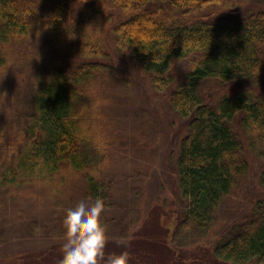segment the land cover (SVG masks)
<instances>
[{"label":"trees","instance_id":"16d2710c","mask_svg":"<svg viewBox=\"0 0 264 264\" xmlns=\"http://www.w3.org/2000/svg\"><path fill=\"white\" fill-rule=\"evenodd\" d=\"M122 59L180 118L169 188L156 174L160 108L141 105L124 121L108 112L126 103L114 93L124 88ZM23 73L30 113L15 118L6 81ZM259 160L264 0H0V244L19 226L26 239L67 238V213L87 194L104 200L114 252L132 261L264 264ZM254 168L261 197L228 221L214 253L198 247L227 223L228 201ZM148 184L179 194L173 231L150 208ZM17 252L0 264L60 260Z\"/></svg>","mask_w":264,"mask_h":264},{"label":"rangeland","instance_id":"374dc122","mask_svg":"<svg viewBox=\"0 0 264 264\" xmlns=\"http://www.w3.org/2000/svg\"><path fill=\"white\" fill-rule=\"evenodd\" d=\"M120 63H122L124 67L123 75L121 76L124 79V88L118 91H116L115 88L114 93L120 97L119 99L121 101L126 100V103L123 105L117 104L114 109L111 110L110 108L108 112L112 116L118 115V118L124 121V116L127 115L128 117V113L132 109H138V107H140L141 105L145 106L147 104H151L154 107L156 106L160 108L159 112L161 114V120H165L166 125L163 124L162 126L165 131L158 143L159 157L156 165V174L158 178L163 176V179L169 188L171 182L168 173L171 171V169L168 167V164L170 165L168 157L173 145L174 148H176L175 150L178 149V132L181 124L180 118L174 112H172L166 100L162 99L161 95H159L154 90L148 76L144 72L136 67L133 68L134 65L127 60L122 59ZM121 67L122 66L120 65V68ZM19 80L21 81V83L19 82ZM117 81L119 82V80ZM29 83L30 80L28 79V76L25 75V73H23V76H21V74L15 75L11 82L6 81V84L9 85L11 91L16 96L15 102L17 109L12 114L13 116H15V118H18L23 113H30V107L28 106L30 101L28 97ZM212 87L213 85L207 86V88ZM161 104L162 107H160ZM158 108L156 109L158 110ZM257 162H259L260 164L262 163L261 165L264 164V162L260 160ZM164 170L166 171L163 173ZM171 175H173V179H176V176L174 174L171 173ZM257 176H259V173H257L254 168L251 174L242 181L238 191H236L228 201L230 205V207L228 208L230 210H228L227 214V223L226 220L223 221L220 224L219 229L215 230V232L213 233L214 235L210 236L198 247L208 250L211 254L214 253L216 240H219L223 235L224 231L226 230V226L228 225V221H231L230 223H233L235 222V220L239 219L241 215L243 216L247 214L250 206H252L253 204V201L256 198L261 197L262 195L260 194V187L255 188V184L253 183V181L257 179ZM173 185L176 186L175 183H173ZM158 189L159 188L155 187L154 184L152 185V188H149L150 208L153 209L155 208V206L161 208L160 210L164 212L161 217L162 224H166V226H164L165 229H167L168 227L171 232L175 229V225L177 223V220L175 219H177V217L180 215V212L182 213L184 206L180 204L178 193L174 195V193L171 194L169 192V189ZM78 200L79 199H75V202ZM21 201L23 203L31 202L30 200L22 198ZM219 231L220 233H218ZM134 236L135 235H131L130 238ZM23 237L24 234L22 227L19 226L18 228H12L11 231L8 232V235L4 237V241L0 244V258H6V256H10L14 252L18 253L17 251H20L22 257L25 256L27 259L32 258V252H34L35 254L37 251L44 252L46 250V253L50 256V258L53 259L61 258L64 254V243L67 238L36 237L33 239H26ZM10 239L12 240L8 242V240ZM168 239H170V236ZM115 248L112 242L109 241L107 251L114 252ZM125 250V248H122V251ZM144 261L148 262V264L153 263L148 258H139L138 261L130 260V264H145ZM212 263L213 262H209L208 264Z\"/></svg>","mask_w":264,"mask_h":264},{"label":"clouds","instance_id":"9594fccd","mask_svg":"<svg viewBox=\"0 0 264 264\" xmlns=\"http://www.w3.org/2000/svg\"><path fill=\"white\" fill-rule=\"evenodd\" d=\"M106 209L100 197L83 195L67 213L68 237L58 264H130L128 251H107L108 227L102 216Z\"/></svg>","mask_w":264,"mask_h":264}]
</instances>
